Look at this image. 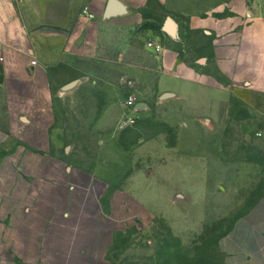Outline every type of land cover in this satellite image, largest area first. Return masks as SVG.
Segmentation results:
<instances>
[{
	"label": "rangeland",
	"instance_id": "obj_1",
	"mask_svg": "<svg viewBox=\"0 0 264 264\" xmlns=\"http://www.w3.org/2000/svg\"><path fill=\"white\" fill-rule=\"evenodd\" d=\"M132 1L163 14L160 25L152 24L156 35L167 17L180 25L182 41L157 39L165 48L188 60L208 58L216 73L222 70V32L210 38L203 31H189L188 16H204L226 0H181L182 9L176 12H168L158 0ZM258 3L255 11L261 17L264 0ZM232 17L234 22L240 21ZM249 18L246 22L254 21ZM214 38V51L193 54L192 49L210 45ZM243 47L245 51L247 44ZM133 55L128 61L136 69H142L145 62L143 69L151 71L149 78L126 77L115 63L92 66L91 77L71 90L58 92L51 105L34 111L35 125L24 132L18 159L9 156L11 145L0 151L2 167L16 166L22 171L50 168L56 190L69 191L70 196L69 202L67 198L64 206L50 208L48 214L40 215L38 206L27 212L19 204L10 216H0V264H225L219 244L222 236L264 195V141L250 143L231 136L236 140L214 143L215 155L235 162L246 175L236 181L234 195L230 189L229 199L209 201L204 197L191 202L190 192L184 188L190 185L191 175L181 173L180 168L196 162L191 153L177 151V155L189 156L178 160L169 153L171 158H163L169 168L159 171V148L180 145L176 128L170 125L177 112L161 108L156 94L160 60L152 54ZM109 59L120 61L119 55ZM215 77L216 84L223 83L220 75ZM131 100L141 104L142 110L129 106ZM261 104L258 107L263 110L264 100ZM2 114L0 111V124L6 126H0L8 130L9 124L4 122L10 121V113H4L5 119ZM177 121L178 125L188 123L187 119ZM55 130L62 137L52 145L48 140ZM12 177L18 179L17 188L22 183L24 189L32 190L52 184L45 174L19 172ZM232 180H236L234 176ZM38 217L47 223L35 222Z\"/></svg>",
	"mask_w": 264,
	"mask_h": 264
},
{
	"label": "crops",
	"instance_id": "obj_2",
	"mask_svg": "<svg viewBox=\"0 0 264 264\" xmlns=\"http://www.w3.org/2000/svg\"><path fill=\"white\" fill-rule=\"evenodd\" d=\"M120 1L127 6L128 13L106 19L104 14L109 0H0L3 56L0 61V111L3 119L4 113H10V121L4 122L9 124V129H3L6 125L0 124L3 126H0V151L6 144L11 145L9 156L18 159L17 151H22L24 132L35 125L34 111L39 106L43 109L51 105L54 96L74 82L80 85L91 77L92 66L99 68L115 63L124 69L126 77L144 79L151 75L149 69H143L145 62L142 69H136L128 57L136 53L152 54L159 58L162 69L156 82L159 106L177 112L169 123L176 128L180 142L177 146L166 144L164 149L159 148V171L163 173L169 168L163 163L164 157H172L169 153H174L177 160L189 157L177 155V151L191 153L190 157L196 162L180 167L184 170L181 173L191 175L190 185L184 187L190 192V201L204 197L209 201L225 196L229 199L230 189L234 195L238 189L236 181L246 175L245 170L235 162L217 157L214 143L236 140L231 136L243 137L250 143L264 141V109L258 107L264 100V16L260 17L255 11L259 0H226L204 16H188L189 31H203L210 38L222 32V70L217 73L208 58L188 60L157 41L162 37L175 43L182 41L179 24L178 39L165 32L167 18L156 35L152 24L162 23V13L132 0ZM158 3L168 12L182 9L181 0H158ZM233 15L240 20L238 23L232 20ZM248 17L254 21L246 22ZM155 38L163 47L161 53L147 45ZM243 44H247L245 51ZM192 46L196 47L194 43ZM215 46L214 38L212 44L198 46L201 48L192 49V52L214 51ZM118 55L120 61L109 59ZM216 74L222 77L223 83L214 82ZM165 94L171 95L170 98L161 100ZM137 106L136 102L135 109ZM177 118L187 119L188 123L178 125ZM57 132L49 135L52 145L62 137ZM183 141L187 146L181 143ZM204 144L206 146L202 147ZM201 152L204 154L200 155ZM20 156L21 160L23 155ZM199 159L210 161L205 163ZM2 163L0 161V216H10L12 208L19 204L27 207V212L38 206L39 214L43 215L48 214L50 208L64 206L67 198L69 202V191L67 195L64 190H56L54 178H51L54 172L50 168L38 166L22 171L16 166L2 167ZM19 172L21 175L45 174L47 182L51 179L52 184L32 190L24 189L22 183L17 188L18 179L12 176ZM232 176L236 180H232ZM35 222L47 223L40 217ZM92 235H95L93 231ZM219 244L225 264H264V195L222 236Z\"/></svg>",
	"mask_w": 264,
	"mask_h": 264
},
{
	"label": "water",
	"instance_id": "obj_3",
	"mask_svg": "<svg viewBox=\"0 0 264 264\" xmlns=\"http://www.w3.org/2000/svg\"><path fill=\"white\" fill-rule=\"evenodd\" d=\"M128 13L127 6L120 1V0H109V3L106 8V12L104 14V17L106 19H110L112 17L116 16H124ZM164 30L167 32L172 38L178 39V33H179V26L178 23L171 17H167L165 24H164ZM77 86V83L74 82L70 86H68L65 91L71 90ZM171 95L165 94L161 97V100H165L166 98H170ZM136 110H142V105H138Z\"/></svg>",
	"mask_w": 264,
	"mask_h": 264
},
{
	"label": "built area",
	"instance_id": "obj_4",
	"mask_svg": "<svg viewBox=\"0 0 264 264\" xmlns=\"http://www.w3.org/2000/svg\"><path fill=\"white\" fill-rule=\"evenodd\" d=\"M87 11H85L86 13ZM92 16V15H91ZM148 47L151 49H154L156 51V53H161L163 51V47L158 44L155 41H149L147 43ZM3 60V56H2V49H0V61ZM33 64H36V62H33ZM128 105L131 106L132 108L135 107V103L133 100H131L130 102H128ZM258 136H260V134H258Z\"/></svg>",
	"mask_w": 264,
	"mask_h": 264
}]
</instances>
